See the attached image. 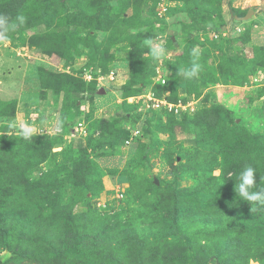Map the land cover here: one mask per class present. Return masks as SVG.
Listing matches in <instances>:
<instances>
[{
    "label": "trees",
    "instance_id": "16d2710c",
    "mask_svg": "<svg viewBox=\"0 0 264 264\" xmlns=\"http://www.w3.org/2000/svg\"><path fill=\"white\" fill-rule=\"evenodd\" d=\"M53 1L56 0H0V15L15 20L22 14L30 21L33 9ZM106 1L86 0L85 5L95 9ZM177 1H194L200 15L219 16L221 13L222 0ZM142 3L143 0H122L125 9L136 8V13L131 15L133 18L137 17ZM39 11L40 18L37 19L47 28L62 25V15L55 16L43 8ZM236 11L239 9L230 8L231 14ZM16 31L7 33L3 40L14 43ZM16 39L21 46H34L43 54H55L60 58H66V49L73 46L69 43L71 40L68 41L70 46L63 44L66 46L62 49L51 32L19 34ZM248 40L246 30L242 41ZM78 42L86 44L82 39ZM139 44L140 40L132 42L129 51V85L143 83L145 78L153 76L142 73L144 58L141 48H137ZM86 45L94 50L107 51L108 48L106 45L100 48L99 42ZM252 53L249 60L241 61L243 67L247 66V74L237 80L239 83L247 81V76L255 70H264V44L254 45ZM192 60L193 56H190L188 60L169 62V77L164 85L156 84L155 95L163 97L162 91L168 90L169 94L164 97L176 102L182 67L188 68ZM230 65L232 68H226L224 75L239 70L236 63ZM206 68L207 71L194 77L193 83L188 80V97L199 96L202 88L221 80L215 71ZM39 71L41 90L63 93L65 97L70 95L74 105L78 97L91 100V92L96 88L93 78L86 82L69 72L42 67ZM136 91H125L124 98L135 95ZM15 108V100H0V116L14 115ZM157 111L167 114L168 125L191 128L198 147L197 155L190 158L189 172L194 182L183 188L160 186L147 196L140 189L134 190L129 179L127 190L133 195L132 200L138 199L142 207L124 220L119 219L123 209L99 215L92 210L87 198L88 191L94 188L88 181L94 172L87 149L102 148L108 136L121 134L120 139L128 136L119 127L117 119L100 127L96 136L86 135L85 145L77 151L79 162L74 169L69 167L71 144L54 150L52 143L59 141L55 137L25 139L20 133L0 134V251L6 250L10 254L6 264H14L20 259L34 264H209L210 261L248 264L252 259L264 264V206L241 200L235 191L239 173L249 164L257 169L256 182L264 185V156L260 154L264 152V134L260 139L241 126L224 129L222 117L214 107L196 110L193 114L182 111L176 124H172L175 113ZM44 162L47 163L46 170L38 178H30V173ZM215 169L218 170L216 174ZM125 174L131 177L129 173ZM98 185L101 187L100 183ZM48 203L50 205L46 206ZM77 203L85 209L72 213V207ZM182 221L200 226L195 232L180 230ZM105 244L109 246L104 247ZM186 252L191 254L190 260L185 259ZM0 264L4 262L0 260Z\"/></svg>",
    "mask_w": 264,
    "mask_h": 264
},
{
    "label": "rangeland",
    "instance_id": "374dc122",
    "mask_svg": "<svg viewBox=\"0 0 264 264\" xmlns=\"http://www.w3.org/2000/svg\"><path fill=\"white\" fill-rule=\"evenodd\" d=\"M159 2L160 0H143L137 17L133 18L131 15L136 13V8L125 9L122 0H107L95 9H88L86 0H56L33 9L30 21L26 19L28 23L16 29L14 43L6 41L9 46L8 54L4 50L0 52V81L9 77L17 81L14 89L0 92V100L16 101L14 115L0 116V134H21V125H28L33 128L30 138L59 139L52 143L54 150L71 144L72 160L69 167L74 169L79 162L78 149L85 145L90 134L96 136L100 127L117 119L119 127L128 133L122 139L119 138L121 134L108 136L102 148L87 149L88 160L93 165L94 172L88 178L94 188L91 192L88 191L87 198L92 210L99 215H109L123 209L119 219L124 220L142 207L138 199L132 200L133 195L127 190L129 179L132 180L134 190L140 189L147 196L160 186L183 188L194 182L189 172L190 158L197 155L198 147L191 128L187 125H168L167 114L147 109L143 103L145 98L141 97L149 90H156V84L166 83L171 72L169 62L188 60L195 51L199 53L198 63L201 65V70L195 77L207 71L208 66L221 78L218 83L202 88L199 96L188 97L187 83L188 80L193 83L194 77H179L177 98L194 101L191 105L192 114L196 110L214 107L222 117L224 129L233 130L241 126L260 139L264 136H261L264 134V70H255L243 83L237 81L247 74V66L243 67L241 61L252 57L254 45L264 44V0H222L219 16L200 15L194 1L177 0H163L166 10L158 14ZM236 6L239 11L233 15L230 8L237 9ZM41 8L55 16L62 15V25L47 28L37 19L40 18ZM250 8L253 13L247 19L240 20ZM246 30L249 32V40L243 42ZM43 32L54 33L62 49L66 46L63 44L73 40L69 42L73 44L72 47L68 43L70 49L65 51L66 58L43 54L34 46H21L16 39L19 34L26 36ZM78 39L91 46L94 42H99L100 48L108 46L107 51L94 50L78 42ZM137 40H140L137 48H141L144 58L142 73L153 76L145 78L143 83L129 85L128 56L131 43ZM157 44L165 48V56L160 60L152 58L151 49ZM234 63L240 66L239 70L232 74L228 71L224 75L225 69L230 70V64ZM157 66L165 78L164 83L154 81ZM41 67L55 72H69L82 78L89 74L95 82L96 78L102 77L95 83L91 100L78 97L74 105V99L70 95L65 97L63 93L54 94L50 90H41ZM184 69L185 65L182 71ZM109 72H113V80H109ZM225 77L229 78L228 81L222 80ZM132 89L137 90L135 95L124 98L125 91ZM161 94L164 97L169 92L163 90ZM133 96L139 97L130 99ZM172 116L175 120L172 124H176L180 115L178 113ZM78 120L85 122L88 136L70 140L66 135ZM135 129L138 134L130 140L131 131ZM126 140L129 142L126 143ZM260 154L264 156V152ZM46 164L42 163L29 177L38 178L46 170ZM213 172L216 174L218 170ZM120 193L122 197H118ZM49 205L50 203L46 204ZM84 209L81 203H77L72 207V213ZM181 223L180 230L188 232H195L200 226L191 221ZM107 246L109 244L104 245ZM9 255L6 250H1L0 260L6 264ZM185 259H191L189 252L185 253ZM14 264L34 263L20 259ZM209 264L215 263L210 261ZM248 264L260 263L251 259Z\"/></svg>",
    "mask_w": 264,
    "mask_h": 264
},
{
    "label": "clouds",
    "instance_id": "9594fccd",
    "mask_svg": "<svg viewBox=\"0 0 264 264\" xmlns=\"http://www.w3.org/2000/svg\"><path fill=\"white\" fill-rule=\"evenodd\" d=\"M24 15H18L15 20H10L9 17L0 15V39H6V34L15 31L19 26L26 22ZM152 58L160 60L165 56V48L162 45H155L151 49ZM193 60L191 66L184 69L181 75L186 79H192L201 70V65L198 63L199 53L193 51ZM33 128L28 125H21V134L25 139L32 136ZM257 169L252 165H245L239 173V183L235 185L236 194L241 197V200L249 203H255L258 206H264V185H259L256 182Z\"/></svg>",
    "mask_w": 264,
    "mask_h": 264
},
{
    "label": "built area",
    "instance_id": "2783aa9c",
    "mask_svg": "<svg viewBox=\"0 0 264 264\" xmlns=\"http://www.w3.org/2000/svg\"><path fill=\"white\" fill-rule=\"evenodd\" d=\"M158 5H159L158 14L164 13V11L166 10V7L164 6L163 0H160ZM107 76H108L109 80L114 79L113 72H109L107 74ZM101 77L102 76H100L99 78H96V82H98ZM83 78L86 81H90L92 79V77L89 74H86L85 76H83ZM153 78H154V81L157 83H164L165 82L164 76H162V74L159 72V66L156 67V74L154 75ZM143 96L145 98L143 100V103L147 107V109L149 108L151 110H166L168 112H173L175 114H178L182 111L191 112L193 110L191 108V105L194 101H191V100L183 101V100L178 99L176 102L169 101L165 97L156 96L153 90L147 91L141 97H143ZM138 97L139 96H133V97H130V99H135ZM57 130H59V129H57ZM131 134H132V136L130 137V140L132 137H134L138 134V130L137 129L132 130ZM86 135H87V128H86L85 122L82 120H78L75 123V125L72 127V130L70 132H68L66 137L69 138L70 140H80V139H83L84 137H86ZM125 142L128 143L129 140H126ZM118 197H122V193H120V195L118 194Z\"/></svg>",
    "mask_w": 264,
    "mask_h": 264
},
{
    "label": "crops",
    "instance_id": "0c3cea01",
    "mask_svg": "<svg viewBox=\"0 0 264 264\" xmlns=\"http://www.w3.org/2000/svg\"><path fill=\"white\" fill-rule=\"evenodd\" d=\"M236 8L238 9L237 6H236ZM255 15L256 14H254V16ZM0 49H1L0 52L4 50L8 54L9 46H7L6 41H4L3 39H1V42H0ZM16 83H17V81H15V79L13 77H9V78L1 80L0 81V92H2V91L6 92L7 90L12 89V88L14 89L16 86Z\"/></svg>",
    "mask_w": 264,
    "mask_h": 264
},
{
    "label": "water",
    "instance_id": "95a60500",
    "mask_svg": "<svg viewBox=\"0 0 264 264\" xmlns=\"http://www.w3.org/2000/svg\"><path fill=\"white\" fill-rule=\"evenodd\" d=\"M252 13H253V10H252L251 8L248 9V10H247V13H246L244 16L240 17V20H245V19H247Z\"/></svg>",
    "mask_w": 264,
    "mask_h": 264
}]
</instances>
